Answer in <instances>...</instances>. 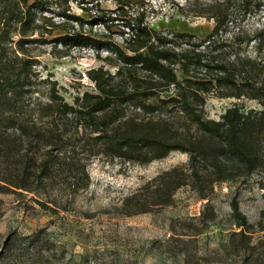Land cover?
Returning a JSON list of instances; mask_svg holds the SVG:
<instances>
[{"label": "trees", "instance_id": "obj_1", "mask_svg": "<svg viewBox=\"0 0 264 264\" xmlns=\"http://www.w3.org/2000/svg\"><path fill=\"white\" fill-rule=\"evenodd\" d=\"M115 1L112 10L82 6L97 9L89 21L61 12L62 21L54 23L43 15L48 0H0V194L43 195L34 201L53 209L58 184L72 196L90 185L91 157L148 163L186 153L187 164L159 173L143 186L145 193L124 199L125 213L132 215L171 205L184 186L205 197L215 184L264 172V0L176 3L181 16L213 21L204 37L155 30L143 0ZM96 23L107 31L120 26V42L97 39ZM54 30L61 31L51 40L54 57L92 47L104 62L86 71L95 93L72 103L51 75L41 78L24 47L37 42L34 35ZM102 45L109 55L100 56ZM209 97L247 98L261 108L232 106L219 120L209 119ZM230 205L238 234L248 238L237 201Z\"/></svg>", "mask_w": 264, "mask_h": 264}, {"label": "rangeland", "instance_id": "obj_2", "mask_svg": "<svg viewBox=\"0 0 264 264\" xmlns=\"http://www.w3.org/2000/svg\"><path fill=\"white\" fill-rule=\"evenodd\" d=\"M185 1L143 0L150 27L204 37L212 30L213 21L181 16L175 4ZM96 3L103 10L117 7L115 0H48L50 9L43 15L54 23L62 21L57 16L61 12L89 21L97 9L85 12L82 6ZM263 19L262 13L259 20ZM120 30V26H113L107 31L100 23L92 26L97 39L113 42H120ZM60 34L54 30L43 37L34 35L37 42L24 47L29 49L41 78L51 75L59 94L72 103L84 92L95 93L86 71L104 62L97 59L92 47L75 48L69 56L54 57L50 54L51 40ZM98 51L100 56L110 54L105 45ZM232 106L244 112L261 108L247 98L209 97L205 115L219 120ZM187 162L188 155L181 152L148 163L91 157L87 161L90 185L72 196L68 188L58 184L60 188L53 191L58 205L50 203L53 209H44L34 201L43 200V195L0 194V264H264V172L215 184L205 197L184 186L176 191L169 206L125 213L126 197L145 193L143 186L159 173ZM232 200L246 218L243 229L248 238L238 234L241 228L232 217Z\"/></svg>", "mask_w": 264, "mask_h": 264}]
</instances>
